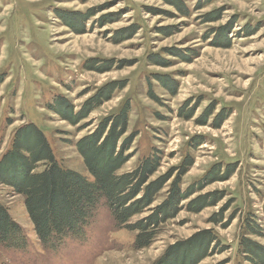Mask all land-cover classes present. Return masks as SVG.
Returning a JSON list of instances; mask_svg holds the SVG:
<instances>
[{"label":"rangeland","instance_id":"374dc122","mask_svg":"<svg viewBox=\"0 0 264 264\" xmlns=\"http://www.w3.org/2000/svg\"><path fill=\"white\" fill-rule=\"evenodd\" d=\"M181 1L184 11L166 0H0V159L17 129L36 123L57 159L87 174L76 143L129 103L124 138L136 137L119 174L160 157L150 181L172 176L151 208L188 162L180 187L196 190L146 248L135 247L136 232L119 228L105 206L83 237L52 248L37 238L24 196L0 183V202L27 238L23 248L0 244V264H153L169 245L208 228L220 245L199 264H251L240 241L247 217H263L264 0ZM70 12L90 13L84 32L65 20ZM159 76L174 79L173 90ZM111 83L125 85L77 125L49 108L61 95L78 112ZM214 193L220 199L200 212L187 208Z\"/></svg>","mask_w":264,"mask_h":264},{"label":"trees","instance_id":"16d2710c","mask_svg":"<svg viewBox=\"0 0 264 264\" xmlns=\"http://www.w3.org/2000/svg\"><path fill=\"white\" fill-rule=\"evenodd\" d=\"M181 11L186 10L181 0H166ZM184 8V10H183ZM65 20L78 33L84 32V25L90 15L70 12ZM228 30H225L227 40ZM98 69H101L100 67ZM165 85L173 90L176 81L159 76ZM124 83H111L99 90L80 111L64 96H56L49 108L63 120L77 125L90 115L97 106L111 99L112 91L124 87ZM116 87V88H115ZM151 95H153L151 93ZM155 99L158 98L153 95ZM130 104L118 113L105 117L94 132L82 136L76 143L84 159L87 174L66 168L56 157L45 132L35 123L25 124L15 133L11 147L0 159V183L13 192L23 195L25 207L35 233L46 247L61 246L69 236L83 237L90 220L102 206L107 207L119 228L136 232L135 247L146 248L155 239L159 227L175 218L183 208L182 202L189 199L196 190L182 191L181 178L187 173L191 162L179 169L171 185L168 197L161 204L151 208L156 195L171 178V174L150 181L160 167V157L147 156L141 165L129 172L119 170L129 161L128 149L136 133L124 138L128 132ZM43 167L39 169V167ZM219 174L214 179H222ZM191 199L189 211L200 212L220 198L214 193ZM150 212L136 221L132 218ZM262 218L247 217L246 235L241 238L240 248L244 260L251 264H264V244L250 236L264 238V206ZM216 221V217L213 218ZM0 244L10 248H23L27 238L22 227L13 219L9 209L0 202ZM220 242L211 228L196 231L191 237L177 240L153 264H199L215 253ZM225 249V247L223 248ZM224 251V250H223Z\"/></svg>","mask_w":264,"mask_h":264}]
</instances>
